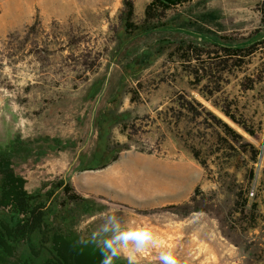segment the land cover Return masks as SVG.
<instances>
[{"label":"rangeland","instance_id":"rangeland-1","mask_svg":"<svg viewBox=\"0 0 264 264\" xmlns=\"http://www.w3.org/2000/svg\"><path fill=\"white\" fill-rule=\"evenodd\" d=\"M127 3L134 6L130 30ZM150 3L0 0V148L28 143L13 158L26 176L56 150L68 149L82 168L137 152L166 162L188 158L215 193L198 189L187 204L157 212H211L239 237L260 210L258 198L264 206V38L258 30L202 37L215 34L208 24L252 20L253 12L264 22V0H186L146 23ZM60 182L37 202L48 199L59 221L67 212L82 240L104 249L132 221L131 209L76 189L87 201H71ZM173 241L156 238V245L165 250ZM142 261L157 263L148 250L137 254Z\"/></svg>","mask_w":264,"mask_h":264},{"label":"crops","instance_id":"crops-1","mask_svg":"<svg viewBox=\"0 0 264 264\" xmlns=\"http://www.w3.org/2000/svg\"><path fill=\"white\" fill-rule=\"evenodd\" d=\"M250 16L252 20L229 21L228 26L215 25L217 21L208 24L215 34L202 38L211 40V37L234 32L250 34L252 30H258L264 38L261 17L254 12ZM67 150H56V158L41 167L38 163L48 154L36 159V169L27 176L16 171L25 180V190L29 194L44 191L54 181H64L87 196L131 209L132 221L124 223L120 231L148 227L156 238L174 239L165 250L158 245L149 247L148 251L156 257L155 264H159V253L168 250L174 252L180 264H264V206L260 198L256 200L260 210L250 213L251 219L243 224L242 234L238 230V237L226 234L220 219L211 212L194 211L182 215L171 211L157 212L167 206L187 204L198 189L202 193H215L214 185L205 181L204 172L196 164L189 165L188 158L166 162L137 152L100 168H82L80 162L76 166L75 158L65 153ZM31 174L35 175L34 182L29 180ZM144 211L148 213L144 214ZM131 246L134 245L129 243L128 247ZM114 264H129V261L122 255L114 260Z\"/></svg>","mask_w":264,"mask_h":264},{"label":"trees","instance_id":"trees-1","mask_svg":"<svg viewBox=\"0 0 264 264\" xmlns=\"http://www.w3.org/2000/svg\"><path fill=\"white\" fill-rule=\"evenodd\" d=\"M185 1L151 0L145 22L155 18L154 11H166ZM127 8L125 26L130 30L134 6L127 3ZM226 115L235 121L229 112ZM27 148L28 143L19 140L0 148V264H101L104 249L90 239L82 240L68 221L67 212L59 221L48 199L37 202L44 191L29 194L25 190V180L16 174L13 158ZM27 154L26 151L21 159L28 158ZM60 185H64L66 195L72 193L71 201H87L64 181ZM9 215L22 219L12 224L7 221Z\"/></svg>","mask_w":264,"mask_h":264},{"label":"clouds","instance_id":"clouds-1","mask_svg":"<svg viewBox=\"0 0 264 264\" xmlns=\"http://www.w3.org/2000/svg\"><path fill=\"white\" fill-rule=\"evenodd\" d=\"M107 230V229H106ZM129 243L134 247L129 248ZM156 235L151 228L140 227L130 230L120 231L115 236L104 241L103 259L101 264H114L117 257L126 255L129 264H137V254L144 253L149 247H155ZM159 264H180L177 256L172 250L161 251L159 253Z\"/></svg>","mask_w":264,"mask_h":264},{"label":"built area","instance_id":"built-area-1","mask_svg":"<svg viewBox=\"0 0 264 264\" xmlns=\"http://www.w3.org/2000/svg\"><path fill=\"white\" fill-rule=\"evenodd\" d=\"M253 195H254V193H253V192H251V193H250V196H253Z\"/></svg>","mask_w":264,"mask_h":264}]
</instances>
